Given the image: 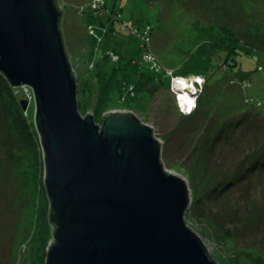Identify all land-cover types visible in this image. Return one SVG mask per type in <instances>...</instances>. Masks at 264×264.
I'll return each instance as SVG.
<instances>
[{"label": "rangeland", "instance_id": "1", "mask_svg": "<svg viewBox=\"0 0 264 264\" xmlns=\"http://www.w3.org/2000/svg\"><path fill=\"white\" fill-rule=\"evenodd\" d=\"M64 1L75 9L84 0ZM106 1L131 26L127 31L128 25L114 22L123 30L114 28L108 35V19L100 17L96 43L113 36L108 46L111 51L99 58L100 64L104 63L102 57L113 64L105 62L108 66L102 70H95L96 43L85 38V20L81 19V29L74 22V10L67 7L60 25L78 75V114L83 118L91 115L101 125L104 114L112 111L106 104L102 108L95 104L103 86L104 95L117 97V107L129 103L132 110L127 113L162 142L159 158L165 170L184 176L188 203L184 220L209 259L215 264H264V0H172L152 5L143 0ZM88 21L94 23L95 17L89 16ZM221 28L227 29L224 37L230 34L239 39L237 47L243 51L236 67L228 74L210 73L207 85L200 75L182 77L197 89L191 118L182 117L177 98L181 107V98L188 91L177 92L172 79L182 81L175 73L183 71L187 53L199 48L203 56L198 62L209 64L213 47L212 64L217 70L222 68L226 54L214 52V46L228 47ZM146 29L153 30L151 53L155 59H149L146 69L137 67L139 71H135L134 60L130 64L122 55L134 52L135 63L142 62V54L150 46L143 36ZM134 32L135 38L130 35ZM138 46L141 56L135 54ZM91 70L97 75L88 87ZM198 73L204 76L201 70ZM0 79V264H44L43 245L46 254L54 240L40 234L41 221L36 218L37 204L47 194L45 169L39 164L44 152L39 155L37 149L41 142L34 98L15 86L14 97L8 96L3 93L8 82L1 73ZM243 82L250 88L243 89ZM18 116L26 120V133L20 117L15 119Z\"/></svg>", "mask_w": 264, "mask_h": 264}, {"label": "water", "instance_id": "2", "mask_svg": "<svg viewBox=\"0 0 264 264\" xmlns=\"http://www.w3.org/2000/svg\"><path fill=\"white\" fill-rule=\"evenodd\" d=\"M58 20L52 0H0V71L31 89L57 226L44 264H215L185 224L186 180L165 173L151 129L127 111L99 126L78 114Z\"/></svg>", "mask_w": 264, "mask_h": 264}, {"label": "trees", "instance_id": "3", "mask_svg": "<svg viewBox=\"0 0 264 264\" xmlns=\"http://www.w3.org/2000/svg\"><path fill=\"white\" fill-rule=\"evenodd\" d=\"M145 2L148 3V5H152V4H156V3H167V2H171L172 0H143ZM98 2V3H96ZM52 3L55 5V8L57 10V13L59 15V20H58V27H59V30H60V33H61V37L63 38V31H62V27L60 26L61 25V21L63 20V17H65V11H67V7H70L71 9L72 6L68 3H66L64 0H52ZM80 3V4H79ZM92 3H96V5L93 7L91 6ZM77 4V3H76ZM167 7L171 8L172 6L168 5ZM75 14L77 15L76 19H75V23L77 26H79L81 29L82 27L80 26V23H81V19H84L85 20V28L83 29V33H85V38L87 36V40L90 42L94 40V43H96V36H95V33H96V24L99 23L100 21V17L101 16H105L106 20H107V25H109V28L106 27L107 31L105 33H113V30L114 28H119L121 30H123L122 28H120L118 25H113L114 22H126L129 24V21L125 18H123L122 14L120 13V11H117V9H115L114 7H112L111 5H108V2L106 0H84L83 2H78V5L76 6L75 9H73ZM70 11V10H68ZM89 16L90 17H95V21L94 23L90 24L89 21L87 23V20H89ZM115 18H118L117 20H115ZM67 20H68V16H67ZM106 22V21H105ZM146 25L148 26V24L150 23H147L145 22ZM105 25V24H104ZM131 25H128L127 28H125V30H127L128 28H130ZM151 27V25H150ZM105 29V30H106ZM200 28H198L197 26V30H199ZM225 30H227L226 28H224ZM223 28H221L220 32L223 35H225V30ZM80 31V30H79ZM128 31V30H127ZM89 33L91 35H89ZM224 33V34H223ZM229 33V32H228ZM133 38L137 37V35L134 33H131L130 34ZM153 30L152 29H146V32H145V38H147L148 42H149V47H147V52L143 53L142 55V62L140 64H136L135 63V58L133 57V53L132 54H128V55H122V58L123 60L125 59L127 62H129L130 64H132L133 60H134V66L136 67V69H134L135 71H139V69H137V67H142L144 69H146V64L148 61H150L149 59L151 58V60H154L155 57L152 55L151 51H152V45H153ZM142 36V35H141ZM224 40L223 42L225 43V46L227 47L226 49H224L221 45H219L218 47L214 46V52H218V53H222L221 51H224L223 53L226 54L225 58H224V62L223 64L221 65L222 68L220 67L218 70L216 68H218L217 66H213L212 64V53H213V47L211 48L209 54H208V59H209V64L205 65L206 63H200L198 62V60L201 61V57L203 56V53H202V48H199L201 50H197L195 53H194V50H192V52H188L187 53V58L184 60V62H182L181 66L183 69V71L179 72V74L175 73V77H184V78H191L195 75H200L202 76V78H205V82H206V85H207V80H208V75L210 73H215L216 71L219 72L220 74L223 73V74H228L229 70H232L231 68H235L236 65L234 64L236 62V60L238 59V56L240 55V51H243L242 49L239 50L238 47H237V44L240 43L239 42V39H235L233 36H230V34L226 37H224ZM113 39V36H111V39L109 41L106 42V40L103 42V40L100 42V40H97L98 42L94 45V54L97 55V62L98 64L95 66V70H102V68L107 65V64H113L112 61L109 59H104V57H102L103 59V62L102 64H100V59L101 56H104V54L110 50V47L109 44L110 42L112 41ZM64 40L65 38H63V46H64ZM140 40V39H139ZM198 43H200L199 46H201V41H198ZM198 46V47H199ZM197 47V48H198ZM141 48V47H140ZM140 48L139 46L136 48V53L137 56L140 55ZM196 48V49H197ZM219 48H221L219 50ZM64 49L66 50V54H67V57H68V60H69V63H73L74 64V59L72 58L71 54L69 53L68 49H66V47L64 46ZM123 49V48H121ZM111 51V50H110ZM135 56V55H134ZM141 56V55H140ZM90 58H92V56H90ZM138 58V57H137ZM196 59L197 61H192V62H189L190 60L189 59ZM189 60V61H188ZM96 62V60H95ZM105 62H107V64H105ZM116 64H114L115 66ZM108 66V65H107ZM113 66V67H114ZM180 66V67H181ZM71 72L73 73V77L75 79V83H76V93H77V86H78V83H77V80H78V75L75 71V69L73 68L72 70V64H71ZM262 67H259L258 70L261 71ZM202 71L204 76L201 75V73H198V71ZM92 71V70H91ZM0 73L3 75V73L0 71ZM92 74H93V71H92ZM127 74V73H125ZM124 74V75H125ZM94 75H97L95 72L94 74L91 76L92 78L90 79V84L88 85V87L91 86V83H92V80H96L94 79ZM191 75V76H189ZM4 78L7 80L8 86H10L12 88V86L10 85V82L8 81V79L5 77V75H3ZM97 78V77H96ZM2 79H0V90L2 88ZM133 83V82H132ZM5 85V86H6ZM8 86H6L5 88L3 87V93H8V96L12 97L14 92H9L8 91ZM243 89L244 88H250V84L247 83V82H243ZM19 91H22L23 88H18ZM18 89H16V91H18ZM28 89L31 91V89L28 87ZM83 89H86L85 87V83H84V86H83ZM98 89V87H97ZM13 90V89H12ZM92 90V89H91ZM127 92H130L131 89L128 88L126 89ZM206 92V91H205ZM11 93V94H10ZM98 93V98H97V101L95 102V104L97 105V108H102L104 106V104H106V107H108L110 110L112 111H130L132 110L131 109V106L130 104H126L125 106H123L122 108L120 107H117V104H116V99L117 97H113V96H106L104 95L105 94V87L103 86L99 91H97ZM12 95V96H11ZM31 95H32V92H31ZM14 97V96H13ZM17 98H19L18 96H15ZM204 99V97L202 98ZM249 99H246L245 100V104H247L249 101ZM23 101V100H21ZM115 101V102H114ZM206 101V100H205ZM204 101V102H205ZM118 102L121 103V101L118 99ZM221 108V106H219ZM182 117H189L187 115H184V114H181ZM13 117H14V114H13ZM20 116L16 117L15 119H18ZM20 121L24 124L25 128L26 129V120L23 119L22 117L19 118ZM103 119V118H102ZM18 120H15V123L17 122ZM102 123V121H101ZM21 128H18V130H20ZM27 129L25 130V133H26ZM209 131V130H208ZM209 133L211 134L212 136V133H213V130L210 129ZM39 141H40V138H39ZM41 142V141H40ZM36 148V147H35ZM34 148V149H35ZM37 149H38V153L39 155H42V150H41V144H39V146H37ZM44 158V157H43ZM39 161H40V166H42V168L45 169V164H44V159H40L39 157ZM180 171H183L181 168H180ZM182 179H184L183 177H181ZM185 180V179H184ZM225 183L228 182V180H224ZM222 184V182H221ZM221 186V185H220ZM44 194V192H43ZM45 195V194H44ZM46 196V195H45ZM36 212H37V220L38 221H41V226H40V234L43 233V236L44 237H47V238H51L53 240H55V234H56V229H57V226H56V223L51 220V216L52 214L54 213V210L52 209V207H50L49 205V200L46 198L43 199V200H40L39 203L37 204V207H36ZM43 255L46 256L45 254V245H43ZM42 251V249H41ZM44 259H46V257H44ZM45 262V261H44Z\"/></svg>", "mask_w": 264, "mask_h": 264}, {"label": "built area", "instance_id": "4", "mask_svg": "<svg viewBox=\"0 0 264 264\" xmlns=\"http://www.w3.org/2000/svg\"><path fill=\"white\" fill-rule=\"evenodd\" d=\"M122 24H125V25H128L126 22H122ZM146 32V31H145ZM145 32L143 33V36H145ZM147 41V40H146ZM145 52H147V49H146V51ZM144 52V53H145ZM143 55V54H142ZM72 68H74V64L72 63ZM175 79H178V78H173L172 79V81H174ZM182 79V78H181ZM180 79V80H181ZM182 81H183V83H182ZM182 81L180 82H177V87H175L176 88V90H177V92H179L180 90H179V85L181 86L182 84V89H185V90H187L188 91V93H187V95L189 96V97H192V96H194V94L197 92V89H195V88H193V86H192V83L190 84L191 85V89H189V88H187V84H186V80L183 78L182 79ZM195 81L196 82H200L201 83V80H199L198 78L197 79H195ZM200 83H198V84H200ZM197 84V85H198ZM23 90H24V92L25 93H28L29 94V96H31V91L28 89V87H23ZM176 92V93H177ZM182 101V100H181ZM184 101H182V105H181V107H186V105H185V103H183Z\"/></svg>", "mask_w": 264, "mask_h": 264}, {"label": "clouds", "instance_id": "5", "mask_svg": "<svg viewBox=\"0 0 264 264\" xmlns=\"http://www.w3.org/2000/svg\"><path fill=\"white\" fill-rule=\"evenodd\" d=\"M188 87H191V85H188ZM184 103H185L186 107H180V105H179V97L177 98V104H178V107L180 108V112L182 114L190 115L192 113V111L197 106L196 97H194V96L189 97L187 95V93H185L184 94Z\"/></svg>", "mask_w": 264, "mask_h": 264}, {"label": "bare ground", "instance_id": "6", "mask_svg": "<svg viewBox=\"0 0 264 264\" xmlns=\"http://www.w3.org/2000/svg\"><path fill=\"white\" fill-rule=\"evenodd\" d=\"M172 82L177 83L176 81H172ZM6 86H8V85H6ZM4 88H5V87H4ZM178 88H179V90H180L179 93H182V90H183V89H182V86L179 85ZM7 89H8L9 92H12V91H13L12 88H11L10 86H8ZM13 89H16V88H13ZM181 100L184 101V95H183V97L181 98ZM182 101H181V102H182ZM183 103H184V102H183ZM191 114H192V113H191ZM184 115H186V114H184ZM187 116H189V115H187ZM205 169L208 171V169L210 170L211 168H205ZM171 172H172V173H176V174H178V176L180 175L181 177L184 178V176H182V175H181L178 171H176V170H175V172H174V171H171ZM171 172L168 171V170H167V172L165 171V173H167V174H169V173H171ZM184 221H185V220H184ZM185 224H186V221H185Z\"/></svg>", "mask_w": 264, "mask_h": 264}]
</instances>
